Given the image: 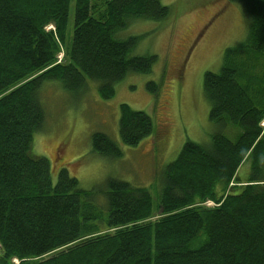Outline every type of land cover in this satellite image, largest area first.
Returning a JSON list of instances; mask_svg holds the SVG:
<instances>
[{
	"label": "trees",
	"instance_id": "16d2710c",
	"mask_svg": "<svg viewBox=\"0 0 264 264\" xmlns=\"http://www.w3.org/2000/svg\"><path fill=\"white\" fill-rule=\"evenodd\" d=\"M227 1L240 7L246 37L225 49L217 72L204 73L203 93L209 121L239 133L185 142L163 168L154 204L146 187L115 178L81 189L65 168L53 185L48 160L31 145L45 121L44 82L75 93L95 81L110 99L118 82L150 73L157 59L131 55L138 38L119 31L135 19L163 21L169 8L160 0H75L69 38L71 0H0V264H264V0ZM146 87L159 90L152 81ZM119 108L120 140L137 146L152 120ZM91 149L121 156L103 133L92 135Z\"/></svg>",
	"mask_w": 264,
	"mask_h": 264
},
{
	"label": "rangeland",
	"instance_id": "374dc122",
	"mask_svg": "<svg viewBox=\"0 0 264 264\" xmlns=\"http://www.w3.org/2000/svg\"><path fill=\"white\" fill-rule=\"evenodd\" d=\"M104 0H93L99 6ZM170 10L163 21L135 19L119 31L118 38L137 37L131 55L157 57L148 74H129L115 85L110 99L98 93L97 82L87 80L83 91L71 93L59 81H46L38 92L45 121L33 134L31 153L45 157L54 185L65 168L84 190L101 188L108 178L146 187L158 202L160 176L187 141L205 144L209 135L221 131L231 141L239 129L219 127L209 121L210 104L203 93V75L217 72L225 49L246 37L247 25L236 3L227 0H160ZM75 0L68 10L67 33L73 31ZM50 28V26L48 27ZM60 50L58 62L64 57ZM159 85L157 93L148 82ZM148 114L153 132L137 146H125L119 136L120 105ZM264 125V122L262 123ZM103 133L121 149L114 159L93 153L91 138ZM249 163L237 173L246 180ZM234 184V183H232ZM100 197V195H98ZM212 207V206H208ZM13 259V264H18Z\"/></svg>",
	"mask_w": 264,
	"mask_h": 264
},
{
	"label": "built area",
	"instance_id": "2783aa9c",
	"mask_svg": "<svg viewBox=\"0 0 264 264\" xmlns=\"http://www.w3.org/2000/svg\"><path fill=\"white\" fill-rule=\"evenodd\" d=\"M206 206H214V204L211 201H208L205 203Z\"/></svg>",
	"mask_w": 264,
	"mask_h": 264
}]
</instances>
